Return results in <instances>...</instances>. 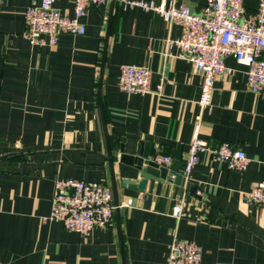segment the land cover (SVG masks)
<instances>
[{
    "label": "crops",
    "instance_id": "1",
    "mask_svg": "<svg viewBox=\"0 0 264 264\" xmlns=\"http://www.w3.org/2000/svg\"><path fill=\"white\" fill-rule=\"evenodd\" d=\"M171 1L191 12L206 5ZM258 3L243 0L244 19ZM29 5L0 0V264H165L174 240L200 246L201 264H264V209L245 199L264 182V94L248 90L246 67L227 57L228 72L202 108L201 76L178 49L165 52V42L181 36L179 25L110 0L88 8L83 35L32 45L23 36ZM54 6L73 17L70 0ZM125 65L151 71L150 93L119 89ZM197 123L201 141L233 144L246 154V167L231 170L202 152L180 186L147 180L144 190L133 189L141 177L118 161L119 144L150 143L155 160L173 159L181 145L184 160ZM66 179L110 188L118 204L110 226L82 236L50 219L54 184Z\"/></svg>",
    "mask_w": 264,
    "mask_h": 264
},
{
    "label": "built area",
    "instance_id": "2",
    "mask_svg": "<svg viewBox=\"0 0 264 264\" xmlns=\"http://www.w3.org/2000/svg\"><path fill=\"white\" fill-rule=\"evenodd\" d=\"M57 0H30L25 11L24 38L32 45L57 44L59 35H83L85 27L80 20L89 7L101 8L110 0H70L73 17H68L54 6ZM129 7L152 11L171 25L181 27V36L165 42V52L176 48L201 76L198 105H211L217 78L228 72L227 57L246 67V85L250 92L264 94V0H259L253 17L244 19L243 0H206L198 12L176 5L171 0H116ZM151 71L147 67L125 65L118 79L119 89L127 94L150 93ZM162 85L157 86L158 92ZM195 126L192 143L183 160L182 176L199 162V154L208 153L213 159L224 161L231 170L242 171L247 165L243 150L229 142L209 147L198 138ZM172 158L159 157L156 162L169 165ZM246 202L264 209V182H258L245 195ZM127 205V203L125 204ZM183 199L172 210L178 219L182 213ZM118 207V206H117ZM112 191L103 183H86L75 179L58 180L51 197L50 219L62 223L68 231L87 236L95 228L111 225L117 208ZM202 249L193 242L174 240L168 247L165 264H201Z\"/></svg>",
    "mask_w": 264,
    "mask_h": 264
},
{
    "label": "water",
    "instance_id": "3",
    "mask_svg": "<svg viewBox=\"0 0 264 264\" xmlns=\"http://www.w3.org/2000/svg\"><path fill=\"white\" fill-rule=\"evenodd\" d=\"M102 62V64H104L105 55H103ZM99 101L101 103L100 90ZM102 118L103 123L105 125L103 111ZM156 155L157 154L154 149V146L150 143H145L136 140H128L119 144L118 161L137 170L141 177V180H139L136 184L131 185L133 189H137L140 191L144 190L147 180H153L156 182L168 181L176 186L181 185L183 179L181 173V170L183 169L182 146L179 145L176 148L173 159L169 165L158 164L155 160ZM108 156L110 163H112L110 151H108ZM197 190H199V187L196 185H193L189 188V192L193 195H196ZM114 203L117 207V202L114 201ZM117 208L115 209V211H117Z\"/></svg>",
    "mask_w": 264,
    "mask_h": 264
}]
</instances>
